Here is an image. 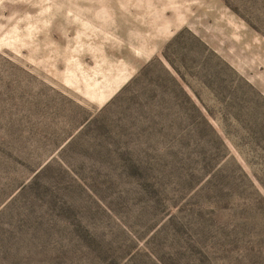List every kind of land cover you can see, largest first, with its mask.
I'll return each mask as SVG.
<instances>
[{
    "label": "rangeland",
    "instance_id": "1",
    "mask_svg": "<svg viewBox=\"0 0 264 264\" xmlns=\"http://www.w3.org/2000/svg\"><path fill=\"white\" fill-rule=\"evenodd\" d=\"M0 264H264V0H0Z\"/></svg>",
    "mask_w": 264,
    "mask_h": 264
},
{
    "label": "crops",
    "instance_id": "2",
    "mask_svg": "<svg viewBox=\"0 0 264 264\" xmlns=\"http://www.w3.org/2000/svg\"><path fill=\"white\" fill-rule=\"evenodd\" d=\"M128 77H129V76L124 77V78L120 81L119 85H120L122 82L126 81V79H127ZM104 99H105V97L103 96V97L101 98V100H104Z\"/></svg>",
    "mask_w": 264,
    "mask_h": 264
},
{
    "label": "trees",
    "instance_id": "3",
    "mask_svg": "<svg viewBox=\"0 0 264 264\" xmlns=\"http://www.w3.org/2000/svg\"><path fill=\"white\" fill-rule=\"evenodd\" d=\"M143 71H144V68H142L141 71H140L138 74L141 75V73H142ZM130 83H131V82H130ZM130 83H129V84H130ZM129 84H127L124 88H126ZM124 88H123V89H124Z\"/></svg>",
    "mask_w": 264,
    "mask_h": 264
}]
</instances>
